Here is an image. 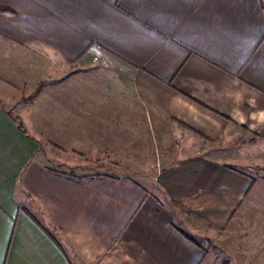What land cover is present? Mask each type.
<instances>
[{
  "label": "crops",
  "instance_id": "0c3cea01",
  "mask_svg": "<svg viewBox=\"0 0 264 264\" xmlns=\"http://www.w3.org/2000/svg\"><path fill=\"white\" fill-rule=\"evenodd\" d=\"M0 7V264H264V0Z\"/></svg>",
  "mask_w": 264,
  "mask_h": 264
},
{
  "label": "rangeland",
  "instance_id": "374dc122",
  "mask_svg": "<svg viewBox=\"0 0 264 264\" xmlns=\"http://www.w3.org/2000/svg\"><path fill=\"white\" fill-rule=\"evenodd\" d=\"M26 98V96L25 95H23V97H22V101H24V99ZM246 142H244V141H241L240 143H238V145L239 144H245ZM45 144V147H51L50 148V150L47 152V154H50V153H54L55 155H57V156H59L60 154H61V158L63 159V158H67V161H70L69 159H70V157H71V152L70 151H65V150H62L61 149V147H56V146H54V145H49V143H44ZM159 162L160 163H162L163 161H152V168L150 167V166H148V168L150 169V170H146V168H145V171L143 172L144 174H152V176H153V178H154V176H155V174L157 173V169H159L160 167H162L161 165H159ZM47 164L50 166V167H52V168H58V169H61V170H65L64 168L62 169L61 167H56L55 165H53V164H51V163H49V162H47ZM113 164H115V163H112V164H110V165H113ZM84 165V164H83ZM83 165H81V166H83ZM117 165V164H116ZM116 167H119V165L118 166H116ZM154 168V169H153ZM110 170L111 171H114V169H112V168H110ZM100 170H98L97 168H95V169H93V170H91V172H99ZM82 172V170H78V173H81ZM83 172H85L84 170H83ZM100 172H102V171H100ZM151 172V173H150ZM122 174L123 175H127V176H134L135 175V173H133V172H131V171H127V170H122ZM252 176L256 179V181H257V185H256V188H255V192L254 193H252V196H254L255 195V198H254V202H255V205H256V209L258 210V211H260L261 210V207L262 206H258L257 205V202L259 201V202H261L262 200L264 201V189L262 190V187L264 188V182H263V180L261 179V178H259V176L256 174V173H253L252 174ZM133 178H137V179H141L142 177L141 176H135V177H133ZM143 184L145 185V182H143ZM257 231H259L260 232V230L258 229ZM232 233H233V231H231ZM225 248V250H223V249H219L217 252H218V260L219 261H222L223 262V260H225V262L227 263H229V264H233V256H230V255H228V253H230V254H232L233 253V249H230V248H226V247H224ZM225 251V252H224Z\"/></svg>",
  "mask_w": 264,
  "mask_h": 264
},
{
  "label": "trees",
  "instance_id": "16d2710c",
  "mask_svg": "<svg viewBox=\"0 0 264 264\" xmlns=\"http://www.w3.org/2000/svg\"><path fill=\"white\" fill-rule=\"evenodd\" d=\"M8 11V9L6 8H3V7H0V12H6ZM44 85L41 84L39 85V87L36 89V91L34 93H32L30 95V97H35L37 96L43 89ZM16 123H17V126L18 128L26 134V131L23 127V125L21 124L20 120L19 119H15ZM111 166H118L116 164H113ZM98 170H104L103 167H99L97 168ZM67 177L71 178V179H75V180H79V181H85V180H88V179H96V178H103V177H106V175H98V174H85V175H81V173H78V171L75 172V170H71L69 171L67 174H65Z\"/></svg>",
  "mask_w": 264,
  "mask_h": 264
}]
</instances>
